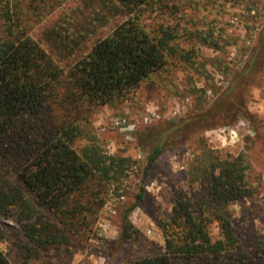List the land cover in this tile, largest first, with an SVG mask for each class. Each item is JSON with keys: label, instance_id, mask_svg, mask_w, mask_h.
Wrapping results in <instances>:
<instances>
[{"label": "trees", "instance_id": "16d2710c", "mask_svg": "<svg viewBox=\"0 0 264 264\" xmlns=\"http://www.w3.org/2000/svg\"><path fill=\"white\" fill-rule=\"evenodd\" d=\"M65 1L28 3L40 8L61 6ZM167 1L80 0L78 8L84 4L93 10L86 23L75 22L82 29L91 24L87 36H94L107 24L112 23V27L89 40H78L74 38L77 33H68L67 41L62 40L57 46L59 53L54 55L13 22L7 5L6 39L0 41V214L15 215L33 244L68 243V228L77 233L90 232L111 186L128 175L134 163L130 157L107 154L93 141L81 149L76 147L80 117L69 111L80 105L92 108L124 98L153 72L163 69L170 55L190 62L191 52L175 45L177 36L172 27L160 25L149 30L141 22L145 10L167 7ZM49 34L46 31L47 40ZM211 34L204 37V42L215 47ZM228 92L206 112L146 133L152 143L145 169L161 155L173 134L213 128L221 122L223 111L233 113ZM203 158L190 176L191 184L196 182L201 189H194L193 195L177 193L170 219L158 224L164 251L125 264H264V240L244 247L228 210L230 203L252 192L246 181L245 155L219 158L205 152ZM142 195L139 192L125 209L122 239L139 232L129 214ZM33 199L57 219L40 215ZM212 224L218 229L216 237L210 231ZM0 264H12L1 248Z\"/></svg>", "mask_w": 264, "mask_h": 264}, {"label": "rangeland", "instance_id": "374dc122", "mask_svg": "<svg viewBox=\"0 0 264 264\" xmlns=\"http://www.w3.org/2000/svg\"><path fill=\"white\" fill-rule=\"evenodd\" d=\"M79 1L34 8L28 0H0V41L6 39L8 7L13 22L53 55L59 53L57 46L67 41L68 33H77L74 38L78 40L108 33L112 23L99 28L94 36H87L91 24L82 29L75 23H86L93 11L84 4L78 8ZM141 22L149 30L160 25L172 27L177 36L175 45L191 52L190 62L170 55L163 69L153 72L124 98L68 110L80 117L81 132L75 141L78 149L93 141L105 153L128 156L134 163L128 175L111 186L92 230L77 233L68 228V243L33 244L15 215L0 214V248L12 264H125L164 251L158 224L170 219L177 193L193 195L194 189H201L198 183L191 184L190 176L199 169L205 152L219 158L245 155L246 181L252 192L230 203L228 210L244 247L264 240V0H168L167 7L145 10ZM46 31H50L48 40ZM209 33L217 46L204 42ZM227 91L233 113L223 111L221 122L213 128L173 134V140L145 169L152 143L146 133L206 112ZM139 192L142 198L129 214L139 232L122 239V216ZM32 201L40 215L57 219ZM210 231L213 237L218 235L214 224Z\"/></svg>", "mask_w": 264, "mask_h": 264}]
</instances>
